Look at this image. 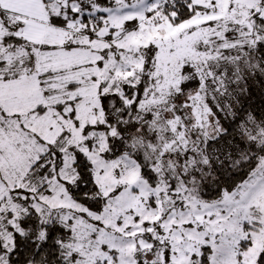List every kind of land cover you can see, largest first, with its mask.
<instances>
[{
  "label": "snow or ice",
  "instance_id": "obj_1",
  "mask_svg": "<svg viewBox=\"0 0 264 264\" xmlns=\"http://www.w3.org/2000/svg\"><path fill=\"white\" fill-rule=\"evenodd\" d=\"M0 264H264V0H0Z\"/></svg>",
  "mask_w": 264,
  "mask_h": 264
}]
</instances>
